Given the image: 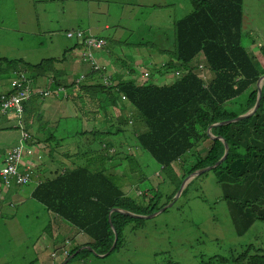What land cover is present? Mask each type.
<instances>
[{
    "label": "trees",
    "instance_id": "trees-1",
    "mask_svg": "<svg viewBox=\"0 0 264 264\" xmlns=\"http://www.w3.org/2000/svg\"><path fill=\"white\" fill-rule=\"evenodd\" d=\"M17 1L21 0H11L7 6V12H13L18 8L16 7ZM188 1L191 4V10L188 13L172 19V23L166 17L172 28L170 46L155 50L165 60L158 71V77L166 74L164 72H179V76L174 75L172 82L167 85L157 84L158 81L152 79L153 72L150 69H148L149 78L145 77L140 82L130 78V73H136L138 67H134V63H129L131 58L122 55L123 50H118V46L142 49L146 44H150L153 47L155 45L153 42H138L132 46L131 43L127 45L125 39L116 37L114 47L117 54L115 55L107 48L104 53H101L102 47L109 46L108 36L100 33L92 34L86 31L88 28L86 26L84 28L76 26V29L82 31L85 36L89 34L103 41V45L92 50V53L99 64L104 67L102 73L108 74L111 79L116 77L117 83L114 86H107L103 85L102 81L101 83L97 82V79L101 80V75L98 74L101 71L91 70L87 62L89 71L83 77L93 79L94 82L78 86L77 82L73 81L66 83L65 80L55 78L53 80V85H60L64 88L69 99L75 104L80 118L84 121L95 119L93 113L97 115L100 106L99 100L92 97L88 108L86 102V109H83V96L101 97L116 106V100L122 95L124 100L135 110V118L143 125L142 130L131 131L135 134L131 136V141L125 151L132 152L131 147L145 151L160 166L159 178L166 179L168 183L172 184V189L166 196L167 199H170L176 192L185 175L198 168L212 165L221 156L222 142L206 135V129L209 126L210 134L223 138L228 147L225 158L213 167V170L221 168L232 178L243 173V167L254 171L263 168L262 164L264 163V131L261 133V139L254 142L251 139L253 143L258 142L257 148L245 143L246 154L235 151L242 135L250 136L264 128V81L261 83L259 104L254 113L227 124L211 125L232 119L250 109L256 97L255 81L262 72L264 73V67H261L253 59L255 57L249 55L242 45V0ZM151 6L156 8L154 4ZM76 29L71 30L75 31ZM68 30L70 29H64V33ZM3 33H5V29L0 28V34ZM75 41L76 47L83 50L88 48L83 40L75 39ZM68 49L65 48L58 57L49 56L33 64L26 62L23 58L0 56V84H10V75L13 71H17L18 74L28 72V79L31 81L38 76L46 79L49 72L54 73V77H58L60 74L64 76L62 69H54V63L64 60V53ZM260 52L264 55V51ZM128 54L131 56L130 53ZM200 56L203 57V61L209 69H207L208 72L213 74L205 84L193 71L196 64H192V61L197 63ZM100 58L101 60H99ZM103 60L106 64H102ZM110 64L114 66L112 73L108 70L111 69ZM117 67H127L128 72H117ZM50 85H52L51 82ZM79 87L86 91L82 92L78 89ZM10 91L4 90L0 94ZM245 91V100L238 104L235 98ZM26 104L25 102V115ZM236 106H238V112L234 111ZM121 114L123 115V113ZM127 121L128 118L124 119V117L122 121L120 120L122 124ZM259 124L262 125V128H259ZM116 128L117 132L123 134L122 126ZM112 133L115 132L107 134ZM205 139H210V142L204 153L202 155L193 153V147ZM26 145H32L30 138L26 141ZM188 151V157H184ZM127 152L124 154L120 151L108 152L109 158L118 156V158L128 159L125 164L128 166L120 175L113 172L116 165H112V168H100L99 170H89L85 166H78L71 170H65L50 180H43L31 189L30 197L34 201L44 206L45 210L58 215L69 225L78 228L91 239L87 243L89 249H80L79 245L72 247L65 255L68 258L65 264H69L74 259H84L88 255L94 257L109 255L119 246L127 224L134 222L133 228L142 220V218L131 217L112 210L113 208L144 215L165 205V203L160 205L156 203L158 194L151 195L146 199L147 196L144 194L146 190H139L136 186L133 190L138 189L137 195H134V197L139 196L138 200L121 190V183L127 181V175L130 177L132 174L137 182L147 179V174L141 168L132 169L138 166L137 154L134 152L128 154ZM248 152H250V156H247ZM191 158L193 162L190 161ZM178 159H184L179 164L181 170L179 176L172 166ZM234 160L237 161L229 167V164ZM186 162L189 165L184 168ZM0 180H3L1 176ZM7 180L13 181L11 177H7ZM185 189L182 188L180 193H183ZM253 203V200H246L241 204L235 203L233 209L241 215ZM252 217L250 216V220ZM242 230L243 228H236L235 231ZM114 233L116 240L111 247ZM232 262L235 264H240V262L241 264H264V248L248 244L234 255Z\"/></svg>",
    "mask_w": 264,
    "mask_h": 264
},
{
    "label": "rangeland",
    "instance_id": "rangeland-1",
    "mask_svg": "<svg viewBox=\"0 0 264 264\" xmlns=\"http://www.w3.org/2000/svg\"><path fill=\"white\" fill-rule=\"evenodd\" d=\"M133 1L134 5L131 10L134 12L135 18L129 19L124 16L121 18L123 12L130 8L121 5L119 0H21L17 1L16 7L18 8L13 12H7V6L11 0H0V28L5 29V33L0 34V56L23 58L26 62L33 64L49 56L58 57L65 48H69L64 53L66 55L64 59L74 58V62L76 61L73 62L75 82L78 86L90 84L92 81L94 82L93 79L81 78L82 74L79 75V71L83 70L81 64L83 67L86 65L83 57L88 50L76 47L75 39L67 38L64 29L86 26L88 27L86 31L96 34L93 29L96 26L98 33L108 36L109 46L102 47L101 53H104L107 48L115 55L117 54L114 47L116 37L125 39L126 44L131 43L132 46L145 41L155 44L153 47L146 44L142 49L122 48V55L129 56L131 58L129 63H134V67H138L136 73L131 74L132 78L139 82L145 77L149 78L148 69H150L153 72L152 79H156V81L171 80L172 78L167 76V72H164L165 76L158 77V71L165 60L155 50L170 46L172 28L167 18L172 23V19L188 13L191 10V4L188 0H146L142 4H139L137 0ZM152 4L156 8H152ZM107 18L110 21L109 27L104 29L105 21L103 20ZM241 31L242 45L247 53L253 55L255 57L253 59L257 62L264 61V55L260 52L264 51V0H242ZM72 52L73 54H71ZM198 59L203 60V57L200 56ZM95 60L99 64L96 57ZM198 63H204V61L197 63L192 61V64ZM260 66L264 67L261 64ZM143 72L146 73V76L140 78ZM175 73L176 76H179V72ZM28 74V72L18 74L17 71H13L10 81L17 77L28 78ZM263 74L262 72L260 75ZM198 76L202 78L206 76L207 79H210L213 75L205 70ZM260 81L262 83L264 79ZM97 82L101 83V80L97 79ZM26 88V83H21L17 91L14 92L8 84L6 90L10 89V93L16 95L20 90L24 92ZM78 89L82 92L86 91L80 87ZM62 94L66 96V93L62 92ZM88 96L89 98H87ZM92 97L99 100L103 114L113 115V109L116 107L101 97L83 96V109H86V102L88 108ZM34 98H37V93L33 96ZM245 98L246 91L237 96L235 101L239 104ZM119 102L129 105L120 98L116 100L117 104ZM71 104L77 109L72 101ZM234 111L238 112V106ZM98 116L100 114L93 113V118L96 117V121L91 119V121L85 122L86 124H82L79 119L73 117L61 119L54 130L55 137L64 135L61 129L65 127L67 129L65 134H71L76 128L102 126ZM126 118L128 117L124 116V119ZM122 127L124 128L123 134L121 132L87 134V142L83 147L97 149L101 140H108L113 144L121 141L123 144L120 152L126 153L125 147L131 140L130 127L127 122H123ZM259 128H262V125L259 124ZM263 131L264 128L250 136L242 135L235 151L246 154L245 143L257 148L258 142H253L261 139ZM65 142L66 140H62L61 143ZM50 147L57 148L54 142L50 143ZM136 151L132 152L137 154L138 166L132 169L141 168L147 174V179L137 182L132 174L130 177L127 175V182L122 186V190L123 192L128 191L127 193L132 197L136 195L133 190L135 186L139 190H146L149 196L158 194L156 203L158 205L165 203L163 205L165 209L148 218H142L141 222L133 228L134 222H129L122 233L119 246L109 255L105 257L88 255L84 259H74L69 264H235L232 262L234 255L248 244L264 248V163L262 164L263 168L254 171L243 167V173L236 174L237 176L232 178L221 168L209 169L189 179L183 187L186 188L183 193H179L176 197L174 193L170 199H167L166 196L172 189V184L168 183L166 179L161 180L154 177L153 172L156 170L158 174L160 166L145 151L140 149H136ZM250 152L247 156H250ZM127 160L122 158L123 163L119 165L116 164L117 159L114 157L113 160L108 161V164L111 166L116 164L114 173L122 174L128 166L125 165ZM190 161L193 162V159L191 158ZM236 161H232L229 167ZM244 163L246 164V161ZM188 165L189 163L186 162L184 168H187ZM173 169L179 176V172H181L179 164L173 163ZM149 175L156 182L154 186L150 183ZM134 198L138 200L139 196ZM246 200H253L254 203L244 210V214L240 215L233 207L235 203L241 204ZM31 202L38 205L36 201L31 200ZM6 210L10 211L7 207ZM39 214L40 211L35 213L36 216ZM46 214L47 212L33 222L34 218H24L17 212L14 215L15 220L25 226L10 222L5 223L4 227L0 224V264H46V258H44V262L36 260L34 258L35 251L31 250L35 239H38V242L43 245L39 236L42 230L47 227ZM250 216H253L252 220H250ZM2 221L3 219H0V222ZM236 228H243V230L236 232ZM37 249L39 250V248ZM62 256L64 255L61 254L60 258Z\"/></svg>",
    "mask_w": 264,
    "mask_h": 264
},
{
    "label": "crops",
    "instance_id": "crops-1",
    "mask_svg": "<svg viewBox=\"0 0 264 264\" xmlns=\"http://www.w3.org/2000/svg\"><path fill=\"white\" fill-rule=\"evenodd\" d=\"M137 1L139 2V4H142V2H146V0ZM119 3L124 6H129L130 8L128 11L123 12L121 18L123 16L129 19L135 18V14L131 10L132 6L134 5L133 0H119ZM103 21H105L103 28L107 29L109 27L110 22L109 18ZM93 29L96 33H98L96 26L93 27ZM122 48L123 46H118V50H122ZM71 54H73V52ZM71 54L69 55L71 56ZM69 55L67 56L70 57ZM99 60H101V58ZM73 62L74 58H71L70 60L64 59L60 62L54 63V69H56L57 67V69H62L64 71V76L60 74L58 77H54V73L52 74L49 72L46 79H43V77L38 76L33 81H31L32 86L40 90H44L47 88H63L60 85H53L54 78L58 80H65L66 83L71 81L75 82V79L73 78V76H75V68ZM78 62L81 63L79 60ZM258 62L261 65H264L263 60H260ZM104 63L106 64V62H104L103 60L102 64ZM75 65L76 67H78L77 64ZM81 65L83 70L79 71V75L82 74L81 78H84L83 76L87 74L89 69L87 64L84 67L83 64ZM113 67L114 66L110 64L111 69L108 70L111 73L114 69ZM116 69L117 72L122 73L127 71V67H117ZM131 74L132 73H130L129 75L130 78H132ZM100 75L103 85L114 86L117 83L116 77H113V79H111L108 74H103L102 72H100ZM165 75L166 74H163V76ZM167 76L172 77V79L174 78V75H172V73H167ZM196 76L199 77L197 74ZM104 78H106V80ZM172 79H168L167 81H158L157 84L167 85L168 83L172 82ZM208 79L205 78L204 80H201L205 84L211 78L209 80ZM50 82L52 83V85H50ZM7 85L8 84H0V92L6 90ZM62 92L66 93V96H64ZM119 98L125 101L122 95H120ZM32 99L33 97L30 99V102H27V106H25L27 110L26 115L24 114V127L30 135V143H32V145L30 146L32 147L34 155H25L20 164V168L26 169L31 175V179L26 184L21 185L11 181L9 186H6L4 182L0 180V219H3L0 224L4 227L5 223L10 222L19 226H25L15 220L14 215L17 212L24 218H34L33 222L37 218H41L42 215L47 212V227L42 230L39 236L41 241H43V245L38 242V239H35L33 245L31 246V250L35 251L34 258L36 260L39 259L40 262H44L43 260L44 258H46V264H65L68 259L65 257V255L72 248L71 246L74 247L76 245H79L80 249H88L89 246L87 245V243L90 242L91 239L85 233L79 231L78 228L69 225L68 223L63 221L55 213L49 210H45L44 206H42L40 203L37 202L38 205L32 204L31 200L34 201V199L30 197L31 189L34 185L40 183L43 180H50L54 178L57 174L63 173L65 170L74 169L78 166H85L89 170H99L100 168L109 167L112 168V166L108 164V161L113 160L114 157L115 159H117L116 164L122 165V158H118V156L109 158L108 153L113 151H120L121 145L123 144L121 141L117 142L116 144H113L108 140H101L99 141L97 149H89L88 147H83L87 142L86 135L99 134L105 131H107L106 133L111 131L117 132L118 129L116 127L122 126L120 120L122 121L124 116H127L129 119L127 121V124L130 127V136H133L135 134V132L132 133L133 131L142 130L143 125L142 122L135 118L136 112L130 105L127 106L126 104L119 102V104L115 106L116 108L113 109L112 116H106L105 114H103L102 110L100 111V108H98L97 115L100 114V116H98V120L102 126L92 128L89 126L80 127L81 129L76 128L75 131L71 134H65L67 130L65 127L61 129L64 132V135L55 137L54 130H56L57 125L61 119L73 117L79 119V122H82V124H86L85 122L88 121H84L82 120V118H80L78 111L71 104V100L67 96V92L64 91V88L63 90H60L56 96L47 95L44 97H39L37 95V98H34L33 100ZM121 113H123V115ZM93 121L95 122L96 118L93 119ZM69 136H72V138H69ZM17 139L18 131L16 130V128L13 127L11 119L0 118V161L5 155V152L17 144ZM122 139L125 141L123 137ZM62 140H66V142L61 143ZM51 142H54L58 149H52L50 147ZM209 142L210 139H205L201 143L196 144L195 147H193L194 150L192 152H202V155L205 149L208 147ZM131 150H135L134 152H137L135 148ZM188 154L189 151L184 154V157H188ZM181 161H184V159H178L175 161V163L180 164ZM116 174L120 175V173ZM149 176L151 177L150 183H152L154 186L156 182L153 181L151 175ZM153 176L159 178L156 170L153 172ZM126 182L121 183V190L122 186L125 185ZM134 192L137 195L138 189H135ZM144 194L147 196L146 199L150 197L148 192ZM6 207L11 212L7 211ZM39 211V216H36L35 213ZM37 248H39V250ZM46 249H48L49 251H47ZM60 253L64 255L62 256V258H60Z\"/></svg>",
    "mask_w": 264,
    "mask_h": 264
},
{
    "label": "built area",
    "instance_id": "built-area-1",
    "mask_svg": "<svg viewBox=\"0 0 264 264\" xmlns=\"http://www.w3.org/2000/svg\"><path fill=\"white\" fill-rule=\"evenodd\" d=\"M65 36L68 38L78 39V41L83 40V42L88 45V51L86 54H84L83 60L88 63L91 70H98L102 72L104 67L95 61L92 53V50H96L103 45L102 40L96 39L94 36L89 34L85 36L84 33L78 29L75 31L71 29L68 30L65 33ZM200 61L203 60H199L198 62ZM207 69V65L204 62L196 64V68H194L193 71L198 75L201 72H205ZM175 72L174 75H176ZM142 74L143 75H140V78H144L146 76L145 72ZM200 78L204 80L206 76ZM104 79L106 80V78ZM21 83H26L27 85V88L24 92L20 90L16 95L11 94L10 92L6 94H0V118L11 119L13 127L18 131L17 144L6 151L5 155L0 161L2 163L0 165V176L3 178L2 181L6 186H9L11 183L7 180V177H11L13 182L16 184H23L30 180V174L28 171L26 169L20 168L21 161L25 155L31 156L34 154L32 147L26 145V141H28L30 135L24 127V103H27L36 93L39 97H44L47 95L56 96L60 90H63L62 88H47L44 90L36 89L32 86L31 80L20 77L11 80L9 88L15 92Z\"/></svg>",
    "mask_w": 264,
    "mask_h": 264
},
{
    "label": "water",
    "instance_id": "water-1",
    "mask_svg": "<svg viewBox=\"0 0 264 264\" xmlns=\"http://www.w3.org/2000/svg\"><path fill=\"white\" fill-rule=\"evenodd\" d=\"M264 79V74L263 75H260L257 80L255 81V88H256V97H255V101H254V104L252 105V107L250 109H248L247 111H245L244 113H241V114H238L237 116H235L234 118L232 119H227V120H224V121H219V122H216V123H213L212 125H219V124H227V123H230V122H234V121H237V120H240L242 118H245V117H248L250 116L252 113H254V111L257 109L258 107V104H259V98H260V88H261V81L260 80H263ZM209 129H210V126L206 129V135H208L209 138H215V139H219L221 142H222V145H223V152H222V155L212 164V165H208V166H204L202 168H198L196 170H194L193 172L189 173L181 182H180V185L179 187L177 188V191L175 192V197L178 196V194L180 193V191L182 190V188L185 186V184L188 182L189 179H191L193 176L195 175H198L204 171H207L209 169H212L213 167L217 166L221 161H223V159L225 158L226 154H227V150H228V147H227V144L224 142V139L219 137V136H212L209 132ZM162 209H165V206H162L160 207L158 210H155L153 212H151L150 215H147V214H136V213H132V212H129L127 210H121V209H116V208H113L112 210H117L123 214H127L131 217H136V218H148L150 216H152L154 213H157V212H160L162 211ZM149 214V213H148ZM113 229V228H112ZM116 240V236H115V233H114V237H113V241L111 243V247L112 245L114 244ZM89 248V247H88Z\"/></svg>",
    "mask_w": 264,
    "mask_h": 264
},
{
    "label": "clouds",
    "instance_id": "clouds-1",
    "mask_svg": "<svg viewBox=\"0 0 264 264\" xmlns=\"http://www.w3.org/2000/svg\"><path fill=\"white\" fill-rule=\"evenodd\" d=\"M33 153H34V152H33ZM33 155H34V154H33ZM33 155H31V156H33ZM36 157H37V156H36ZM22 160H23V159H22ZM30 179H31V175H30ZM29 181H30V180H29ZM29 181H28V182H29ZM26 183H27V182H26ZM26 183H23V184H26ZM9 185H10V184H9ZM20 185H21V184H20Z\"/></svg>",
    "mask_w": 264,
    "mask_h": 264
}]
</instances>
